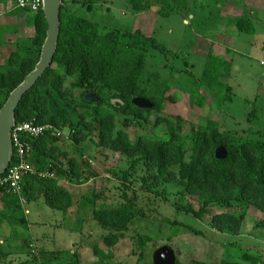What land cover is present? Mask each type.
Listing matches in <instances>:
<instances>
[{"label": "trees", "instance_id": "trees-1", "mask_svg": "<svg viewBox=\"0 0 264 264\" xmlns=\"http://www.w3.org/2000/svg\"><path fill=\"white\" fill-rule=\"evenodd\" d=\"M10 2L14 4V0H0V5L6 6ZM69 2L77 4L80 0H66L61 6L60 34L53 61L23 95L15 111V123L32 121L37 125H50L53 129H47L35 139L27 138L31 143V151L26 161L35 169V173L24 176L20 195L0 187V227L21 209L20 198L27 203L42 198L50 209L60 211L63 216L69 215L76 205L74 215L81 220V224L88 219L83 213H89L91 219L109 230L103 237V242L110 249L124 239L131 223L139 215V211L133 206L132 196L123 192L120 204L110 206L106 203H96L99 195L95 193L94 188L81 194L79 198L72 192L73 187L88 183L89 178L94 176H84L86 172L82 169L80 160L83 154L79 148L80 143L87 139L92 140L94 135L96 146L141 164L147 172H151L155 182L179 185L181 199H185V196L196 198L200 210L194 214L195 217H201L203 212H209L211 207L221 206V211L212 214L210 218L211 225L219 232L237 235L246 209L264 213V141L223 133L219 128V121L213 119L204 120L194 126L191 136L182 135L179 122L158 114L153 120L154 134H141L133 139L127 131L130 124L139 125L146 122L153 112L159 113L161 110L165 92L170 89L169 75L173 67H168L167 62L169 58L179 57V53L165 47L154 36L143 34L140 29L121 31L100 25L89 17L79 15L70 7ZM87 2L90 5L86 10L92 12L94 1ZM127 2L136 13L155 8L161 17L174 12L187 13L191 7L190 0ZM14 11L26 10L15 6L9 8L10 14ZM29 13L30 16H24L16 25L0 26V38L5 35L2 28L8 27L9 32L13 34L22 28V23L34 29L33 49L25 54L13 49L9 52L7 61L0 64V108L10 92L33 70L40 57L47 23L42 10ZM226 23L234 26L239 32H255L254 23L247 16H233L228 18ZM153 55L155 58L165 59L163 67H168V76L162 77L158 71L150 69L148 61ZM232 66L230 58L217 57L212 50L208 52L198 81L205 87L204 91L212 100H216V88L220 86L226 88L227 99H230L231 88L227 83L224 84L221 78L230 76ZM68 78L73 80L72 87L65 86ZM152 83L154 88L153 92H150ZM89 84L100 85L108 90L111 96L105 99L88 87L77 95L74 94L75 89ZM87 93L95 94L98 100H86ZM136 97L146 99L150 106H136L132 103ZM202 97L199 105L203 104ZM111 98L119 100L121 104H112ZM119 114L126 117L121 127L117 124ZM163 127L166 128L165 132H161ZM55 129L70 131L73 149L78 157L74 154L70 156L67 150L59 146L61 137L56 135ZM219 146L226 151V156L221 159L215 156V149ZM64 159L67 161V169H63ZM15 164L16 158L12 156L9 166ZM40 172L53 175L41 177ZM232 204L242 207L241 211L231 212L229 207ZM166 221L171 222L172 226L180 225L187 231L200 233V230L177 219ZM135 235L139 258L146 264H151L150 254L155 248L145 247L151 236L139 233ZM23 245L28 246V241ZM92 249L94 255L102 262L113 256L111 251L105 252L96 243ZM47 253L40 249L38 257H45ZM6 255L7 253L0 251V264H13L10 260H5ZM52 255L59 261L58 264H83L76 251L57 250ZM38 257L34 255L31 260H37ZM31 260L26 257L24 260H18L16 264H31ZM175 264L182 263L176 259ZM189 264L264 262L257 255L243 251L240 258L224 257L219 262L194 259Z\"/></svg>", "mask_w": 264, "mask_h": 264}, {"label": "rangeland", "instance_id": "rangeland-1", "mask_svg": "<svg viewBox=\"0 0 264 264\" xmlns=\"http://www.w3.org/2000/svg\"><path fill=\"white\" fill-rule=\"evenodd\" d=\"M87 1L69 2V5L79 15L89 17L100 25L121 31L140 29L143 34L154 36L165 47L179 53V57L168 59V67L173 66L170 75L168 67H163L166 63L164 58L153 55L148 61L151 70L158 71L162 77L169 75L170 89L165 92V101L159 113L153 112L148 121L139 125L130 124L127 131L133 139L141 134L153 135V120L158 114L179 122L182 135L191 136L194 126L213 119L219 121L223 133L264 141V65H261L264 61V0H190L191 7L187 13L174 12L166 17L159 16L155 8L136 13L127 0H93L91 12L86 10L90 5ZM9 8H14L11 2L6 6L0 5V26L16 25L24 16H30L28 11L10 14ZM238 15L252 20L254 33L239 32L234 26L227 25L228 18ZM21 25L22 28L15 34L10 33L8 27L2 28L5 35L0 38V64L7 61L13 49L23 54L33 49L34 29L23 23ZM210 50L217 57L230 58L233 62L230 76L221 78L231 88L230 99H227L224 86L216 88L217 98L212 100L204 91L205 87L199 84V76ZM72 84V79H66V87H72ZM86 87L105 99L111 96L108 90L97 84L82 85L74 90V94ZM153 88L154 83L149 91L153 92ZM87 97L98 100L92 93L85 95L86 100ZM201 97L203 104L199 105ZM110 102L121 104L114 98ZM125 120L126 117L119 114L118 126L121 127ZM165 130L163 127L161 132ZM61 132L59 146L70 156L74 154L78 157L70 131L63 129ZM95 140L94 135L92 140L79 144L83 154L81 167L86 172L84 176H94L89 178L88 183L73 187L72 192L79 198L94 188L99 195L96 203L110 206L120 204L123 192L132 196L133 206L139 215L125 233L126 237L110 249L103 242L109 230L91 219L87 212L83 215L88 219L81 224V220L74 215L76 205L69 215L63 216L60 211L50 209L42 198L36 202L24 201L21 209L0 227V251L7 253L6 261L16 264L26 257L31 260L34 255L39 256L40 249H44L47 255L31 260V264H58L59 261L52 255L57 250L76 251L83 264H146L136 250L135 234L139 233L151 236L145 246L147 249L170 245L182 264H189L194 259L219 262L224 257L240 258L243 251L257 255L264 262L263 212L246 209L237 235L219 232L211 225L210 218L221 211V206L211 207L209 212L195 217L194 214L200 210L196 198L185 196L181 199L179 185L155 182L151 172H147L141 164L96 146ZM66 162L64 159L63 169H67ZM229 209L239 212L242 207L232 204ZM166 219L185 222L200 233L187 231L180 225L172 226ZM25 241H28L26 247L23 245ZM95 243L105 252L111 251L112 258L105 262L99 260L92 249Z\"/></svg>", "mask_w": 264, "mask_h": 264}, {"label": "water", "instance_id": "water-1", "mask_svg": "<svg viewBox=\"0 0 264 264\" xmlns=\"http://www.w3.org/2000/svg\"><path fill=\"white\" fill-rule=\"evenodd\" d=\"M62 0H42V11L47 23L44 42L41 46L40 57L33 70L9 94L7 100L0 108V175L5 172L11 163L13 148L11 131L15 124V111L23 95L36 83L40 76L50 67L57 48L60 34V9ZM88 101H95L88 98ZM132 103L138 107H149L150 103L136 97ZM215 156L219 159L226 156L222 146L215 149ZM176 255L170 245L155 248L150 254L151 264H175Z\"/></svg>", "mask_w": 264, "mask_h": 264}, {"label": "built area", "instance_id": "built-area-1", "mask_svg": "<svg viewBox=\"0 0 264 264\" xmlns=\"http://www.w3.org/2000/svg\"><path fill=\"white\" fill-rule=\"evenodd\" d=\"M66 0H62L64 2ZM14 6L32 13L42 10V0H14ZM264 65V61H261ZM47 129H53L50 125H37L32 121L15 123L11 131V143L13 156L16 164L8 166L4 173L0 175V187L6 188L16 194L21 193V182L25 175L35 173V169L26 161L30 151L31 143L27 138L35 139L41 136ZM57 136L62 132L54 130ZM49 173H39V176H51ZM21 202L25 200L20 198Z\"/></svg>", "mask_w": 264, "mask_h": 264}, {"label": "crops", "instance_id": "crops-1", "mask_svg": "<svg viewBox=\"0 0 264 264\" xmlns=\"http://www.w3.org/2000/svg\"><path fill=\"white\" fill-rule=\"evenodd\" d=\"M14 5V4H13ZM221 57V56H220ZM221 58H223V57H221Z\"/></svg>", "mask_w": 264, "mask_h": 264}]
</instances>
